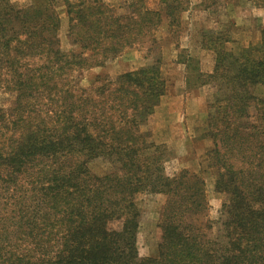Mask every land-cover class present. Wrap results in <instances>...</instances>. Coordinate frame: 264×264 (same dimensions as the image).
I'll return each mask as SVG.
<instances>
[{
	"label": "trees",
	"instance_id": "1",
	"mask_svg": "<svg viewBox=\"0 0 264 264\" xmlns=\"http://www.w3.org/2000/svg\"><path fill=\"white\" fill-rule=\"evenodd\" d=\"M30 1L17 9L0 0V74L13 80L16 92L15 107L0 112V191L8 195L7 219L17 233L8 248L0 241V264H264V99L253 94L264 83V31L257 46L236 53L222 48L227 40L216 46L208 38L215 53L208 78L222 76L231 91L207 116L214 188L225 196L213 235L210 223L199 219L207 209L202 177L184 169L166 175L164 151L142 139L147 134L140 126L165 88L158 62L118 76L109 91L65 79L75 67L104 63L146 37L126 27L147 18L156 24L163 13L175 22L181 1L161 0V11L140 4L136 20L102 0H62L76 53L59 48L57 0ZM32 58L41 61L40 77L27 69ZM52 90L68 92L55 118L38 119L33 106L23 115L35 103L31 95L48 97ZM92 91L96 95H88ZM95 158L109 170L92 173L87 165ZM141 192L166 195L160 241L146 257L136 245Z\"/></svg>",
	"mask_w": 264,
	"mask_h": 264
},
{
	"label": "rangeland",
	"instance_id": "2",
	"mask_svg": "<svg viewBox=\"0 0 264 264\" xmlns=\"http://www.w3.org/2000/svg\"><path fill=\"white\" fill-rule=\"evenodd\" d=\"M102 1L108 4L117 15L132 17L136 20V10L140 9L138 8L140 4L151 10L161 11V9H165V5L161 0ZM165 1L166 3H171L173 0ZM180 1L181 4L180 6L177 5L175 12V22L171 21L170 16L165 17L166 14L162 12L163 14L156 24L149 25L150 23L147 21L149 18H147L141 26L134 27L130 25L128 28L126 27V30L134 33L139 30L143 31V33H146V37L139 39L130 46H126L115 56L109 57L104 63L93 64L83 68L75 67L74 71L69 72L65 79L67 82L71 81L73 86L90 87L91 90L98 87H106L104 89L109 91L114 86H117L113 80L118 76L128 72H136L149 64L158 62L157 65L159 66L160 76L164 81L165 88L153 106L147 121L140 126V130L147 134L142 139L146 143L152 142L154 146L159 147V150L164 151L162 155L164 157L163 171L166 175L172 176L184 169L202 177L207 209L205 216L203 218L201 216L199 219L207 220L212 226L211 233L215 235L218 227L219 211L225 196L216 192L214 188L217 168L212 165L214 163L212 157L215 154L211 155L208 153V150L213 148L214 140L208 136L210 127L207 116L217 107L220 108L222 100L228 97L231 91L227 88L226 80L222 76L212 80L209 79L208 75L212 73L213 69H210L211 71L207 73L203 72L200 70V64L204 58H207V53H213L215 60V53L209 48L213 47V43L208 42V38L215 41L216 46L220 45L222 40L235 39L236 43L231 45L223 42L222 48L227 52L236 53L247 46H257L261 42L264 26L256 29L257 21L253 13H250V20L245 23L251 30H258L259 32L257 31L258 37L251 38L249 42L246 35L248 29L245 30L241 28L240 24L235 25L234 21L227 20L225 9H223L226 1H233L234 4H237L241 0ZM198 1H201L200 6L208 7L211 18L206 17L204 13H198L199 11L194 9L199 6L196 3ZM250 1L253 4L256 2V0ZM260 1L258 0L257 2L259 3ZM9 2L12 6L20 9L29 5L31 1L9 0ZM54 4L59 17L57 30L59 48L66 53L71 51L76 53L78 46L72 45L67 38L68 14L66 13L65 4L62 0H57ZM187 7L195 10L193 18L192 16L189 18V15L184 13ZM247 18L249 19V14ZM122 22L127 24L128 19L125 18ZM189 31L191 35L199 32L197 33L199 37H188L190 36ZM227 34L232 36L228 37ZM216 37H219V39H216ZM195 39L199 41L196 42ZM202 52L203 55H201ZM40 63L41 61L37 58H32L26 63L27 69H34V74L40 77L39 70H37ZM0 66H4V63L0 62ZM109 80L112 82L110 83ZM66 81L62 80V83ZM12 82L13 80L6 82V78L0 74V112H8L11 107H15L12 102L16 92L11 86ZM49 85L53 87L52 82ZM67 88L70 89L69 86ZM104 93L101 95H105ZM253 94L264 99V83L256 85L253 89ZM61 95H68V92L61 90L56 93L52 90L48 97L46 92L31 95L30 101L35 103L27 107L23 115H26L33 106L39 113L38 119H42L46 113L48 116H46V121L49 120L50 115L55 118L56 114L64 108L60 105L61 99L59 98ZM88 95L96 94L92 91ZM176 95H178L177 100L175 99ZM219 108L218 110H220ZM250 111H253V109ZM170 125H172L171 127L179 125L181 129L170 131ZM198 140H205V142L200 144L197 142ZM152 151L153 148H150L146 152L150 154ZM87 166L92 173L97 175L109 170V163L99 158L90 160ZM4 193L0 191V241H3V245L5 244L3 247L8 248L7 244L10 245L17 242V233L13 229L14 224L7 219L10 216L11 207L6 204L9 200L8 195ZM165 201L166 195L163 193L141 192L135 197V202L140 210L136 236V245L140 257L151 256L156 253V248L160 241L158 222ZM3 224L5 227H3ZM16 247L20 246L17 245Z\"/></svg>",
	"mask_w": 264,
	"mask_h": 264
},
{
	"label": "crops",
	"instance_id": "3",
	"mask_svg": "<svg viewBox=\"0 0 264 264\" xmlns=\"http://www.w3.org/2000/svg\"><path fill=\"white\" fill-rule=\"evenodd\" d=\"M197 4H199V6L197 8H194L196 9V11H199L198 13H204L206 17L208 18H211L210 14H209V9L208 7L205 8V6H200L201 4V1H198L196 2ZM225 6L223 5V9H225L224 11L226 12L225 15H226V19H230L232 21H234L235 25H238L240 24L241 25V28L243 29H248L247 32H246V35H247V38L249 39V42H250V39L251 38H255L256 36L258 37V33L257 31H253L249 28V26L246 25L245 22H248L250 20V13H253V16L255 17L256 21H257V28L258 27H262L264 26V7L263 6H256L255 4H253L250 0H241L239 3H233V1H226L225 3ZM190 8V7H189ZM194 9H187L185 10V14H188L189 15V18L192 16V18L194 17ZM187 12V13H186ZM249 14V19L247 18V15ZM250 24V23H249ZM259 32V31H258ZM199 32H196L195 35H191L190 34V31H189V35L188 37H194V38H197L199 37L198 34ZM228 37L232 36L231 34H227ZM256 37V38H257ZM247 39V40H248ZM196 42H198L199 40L198 39H195ZM226 44H234L236 43V40H228L227 42H225ZM242 45H244L242 43ZM201 49V47H200ZM201 55H203V52L201 53ZM214 54H208L207 53V58H204L202 60V63L200 64L201 65V68L200 70L203 71V72H210L211 70L210 69H213V65H214ZM175 99L177 100L178 99V95L175 96ZM172 125L169 126V130H180V126L179 125H175V127H171ZM198 143L200 144H203L205 142V140H198L197 141Z\"/></svg>",
	"mask_w": 264,
	"mask_h": 264
}]
</instances>
